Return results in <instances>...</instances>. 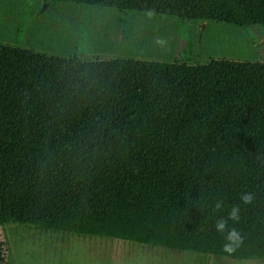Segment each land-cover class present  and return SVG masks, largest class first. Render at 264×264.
Returning <instances> with one entry per match:
<instances>
[{
	"label": "trees",
	"instance_id": "1",
	"mask_svg": "<svg viewBox=\"0 0 264 264\" xmlns=\"http://www.w3.org/2000/svg\"><path fill=\"white\" fill-rule=\"evenodd\" d=\"M39 1L264 30V0ZM8 224L218 257L259 246L264 63L59 58L0 43V230ZM232 230L231 252L209 250ZM7 249L0 239V264Z\"/></svg>",
	"mask_w": 264,
	"mask_h": 264
},
{
	"label": "rangeland",
	"instance_id": "2",
	"mask_svg": "<svg viewBox=\"0 0 264 264\" xmlns=\"http://www.w3.org/2000/svg\"><path fill=\"white\" fill-rule=\"evenodd\" d=\"M126 21L130 38L123 39ZM0 43L59 58L126 59L207 65L216 60L264 63V30L175 17L39 0H0ZM11 264H264V242L239 245L228 257L41 231L8 224L0 230ZM158 247H154L153 245ZM205 250L208 248L204 246ZM226 254L225 248L209 249ZM205 251V252H206ZM243 255L240 260L234 254Z\"/></svg>",
	"mask_w": 264,
	"mask_h": 264
},
{
	"label": "clouds",
	"instance_id": "3",
	"mask_svg": "<svg viewBox=\"0 0 264 264\" xmlns=\"http://www.w3.org/2000/svg\"><path fill=\"white\" fill-rule=\"evenodd\" d=\"M252 199L251 194L244 193L241 195V200L243 203L247 204L250 203ZM228 219L230 220H237L238 219V209L233 208L231 212L228 214ZM227 221L224 219H221L216 224V230L223 233L226 228ZM228 243L225 245V251L231 252L235 245H238L239 243V237L237 236L236 232L234 230L230 231L227 235Z\"/></svg>",
	"mask_w": 264,
	"mask_h": 264
},
{
	"label": "crops",
	"instance_id": "4",
	"mask_svg": "<svg viewBox=\"0 0 264 264\" xmlns=\"http://www.w3.org/2000/svg\"><path fill=\"white\" fill-rule=\"evenodd\" d=\"M242 258H243V255H239V253L234 254V255L232 256V259H235V260H240V259H242Z\"/></svg>",
	"mask_w": 264,
	"mask_h": 264
}]
</instances>
